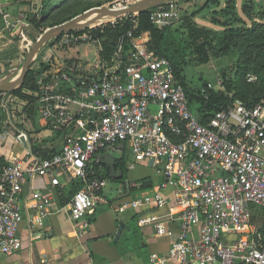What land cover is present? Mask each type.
<instances>
[{
  "label": "built area",
  "instance_id": "built-area-1",
  "mask_svg": "<svg viewBox=\"0 0 264 264\" xmlns=\"http://www.w3.org/2000/svg\"><path fill=\"white\" fill-rule=\"evenodd\" d=\"M23 1L0 0V20L7 28L28 25L24 12L9 10L10 4ZM136 1L111 0L98 7L126 8ZM181 4L170 1L149 9L150 22L159 29L172 27L183 15ZM138 14H128L131 28L106 44L92 29L62 34L58 43L64 51L78 43L98 45L92 60L76 62L62 54L53 59L61 62L56 70L34 60L38 91L29 94L41 118L48 127L76 130L55 153L44 156L35 150L22 119L16 124L17 108L26 116L31 101L24 104L1 94L8 115L3 125L11 127L4 134L14 135L16 129V140L24 138L28 146L23 155L11 151L2 171L0 254L22 248L23 206L32 229L43 227L53 213L51 195H25V184L37 177L59 187L63 179L82 180L83 187L62 209L83 233L89 225L86 216L98 205V191L105 184L89 179V165L105 153L129 152L138 163L153 161L163 178L130 206L161 209L173 202L177 208L139 218L141 225L152 224L159 236L176 232L169 249L153 252L148 264H264V99L254 107L236 101L202 123L171 61L155 54L148 38L140 40L145 31L136 34ZM247 79L256 76L248 74ZM210 89L212 83L205 91Z\"/></svg>",
  "mask_w": 264,
  "mask_h": 264
},
{
  "label": "crops",
  "instance_id": "crops-1",
  "mask_svg": "<svg viewBox=\"0 0 264 264\" xmlns=\"http://www.w3.org/2000/svg\"><path fill=\"white\" fill-rule=\"evenodd\" d=\"M26 1L12 3L9 7L17 5L18 9L15 13L24 12L28 25L25 23L19 30L10 29L0 20V79L4 77L2 75L5 72L6 65L13 68L17 66L16 64L25 60V54L29 50V46H31L29 45L27 32H29L30 28H35L37 26L36 22L40 20L39 4L37 5L35 0H28V2H31L30 4H26ZM37 14H39V17ZM48 28L50 27L43 26L39 37ZM145 33L147 32H143V34ZM143 34L140 38L141 40L145 39H143ZM58 37L50 39L58 40H55L53 46L49 47L42 56H39L40 47L34 60L39 61L46 67L50 66L51 70H56L61 62L58 60L56 62L53 59L58 58L62 54H66L67 60L70 59L76 62L79 60H92L97 56L99 47L94 43H78L72 45L69 50L64 51L59 47ZM147 38L150 40V33H148ZM12 43L16 45L11 46ZM1 45L7 46V48L2 50ZM30 72H32V77L33 74H36L32 66ZM20 75L13 78V80L11 79V81L17 80ZM32 81L34 84L33 88L23 87V83L15 90L4 93L11 95L12 99H18L25 104L27 100L31 101L34 98L29 92H34L37 89L33 78ZM20 88L21 92L15 93ZM34 104V111L37 112L35 101ZM17 109L19 112L16 118L19 121L22 116L20 115V109ZM24 124L27 131H37V135L34 133L29 134L31 144L35 150L44 156L58 151L63 145L66 136L76 132L73 129L48 127L41 115L37 120L38 128H36L35 123L32 128L31 126L28 127L26 122ZM43 129H47L48 132H44ZM47 136H49V139H45ZM2 139L3 141L7 140L6 138ZM11 142L13 145L0 144V156H3L5 161L11 151L23 155L25 147L28 146L27 140L24 138L20 142L18 140H12ZM10 147L14 149L10 150ZM114 157L117 160L116 174L119 175V169H122L120 163H123L126 172L122 170V176L119 178L112 176L109 166L106 165L107 168L104 167L105 170L103 169V172H100L105 177L92 179L103 181L105 184L98 191V205L86 216L89 225L83 233L76 230L70 213L66 209H62L70 201L66 204L64 203L71 189L72 181L65 182L63 179L64 185L59 187L53 186L47 177H37L25 184L23 188L25 195L33 191L51 195L54 201L53 213L48 216L43 227L32 229L28 220L27 210L23 206L24 222L19 230L22 248L12 255L0 254V264H148L153 252L158 254L166 252L176 232H172L171 235L159 236L152 224L141 225L139 218L150 213L163 214L171 209L177 210L174 203L171 202L170 206L161 209L154 206L144 208H133L130 206V203L141 194L154 191L163 178L155 172L152 164L144 165L138 163L132 155L128 158L127 154L119 157L114 154ZM99 162L101 163V161ZM107 169L109 172H106ZM153 178L156 180L155 183ZM166 193L170 196L172 189L167 190ZM122 207H125L123 211L120 210ZM120 226L123 229H121L120 236L116 240ZM172 264L178 263L173 262Z\"/></svg>",
  "mask_w": 264,
  "mask_h": 264
},
{
  "label": "trees",
  "instance_id": "trees-1",
  "mask_svg": "<svg viewBox=\"0 0 264 264\" xmlns=\"http://www.w3.org/2000/svg\"><path fill=\"white\" fill-rule=\"evenodd\" d=\"M57 1L58 3H55L56 0H42L43 9L40 20L36 22L37 26L52 27L62 24L92 7L101 6L111 0ZM249 11L247 4L244 3L243 12L249 14ZM219 15H222L224 20L213 21L222 25L224 27L222 30L197 28L198 33L195 29L192 32L191 26L186 27L183 32H172L169 28L159 29L150 22L149 10L137 15L139 27L136 34L141 31L150 33L148 43L150 48L155 54L171 61L177 78L186 90L190 107L204 124L208 123L218 111L236 101L247 107H254L264 99V22L242 24L243 20L237 15V9L233 3L222 9ZM114 25V29L107 28L106 32L112 36L113 41H116L131 28L130 16L123 17ZM208 48L213 49L215 55L235 57L233 77L230 79L228 77L225 81L226 92L210 89L206 95H202L200 90L194 92L187 84L186 66L192 61L188 56L193 57V54H197L198 59L202 57L199 63L207 62ZM248 74H254L256 79L248 81ZM32 78V72H29L23 87L33 88ZM16 92H21V88ZM5 165V158L0 156V179ZM120 165L123 172H126L123 163ZM104 167L107 168L100 162H92L89 165V179L104 178V174L100 173L103 169L105 170ZM107 170L106 172H109ZM82 187V180H73L69 194L65 200L62 198L64 203L66 204Z\"/></svg>",
  "mask_w": 264,
  "mask_h": 264
},
{
  "label": "rangeland",
  "instance_id": "rangeland-1",
  "mask_svg": "<svg viewBox=\"0 0 264 264\" xmlns=\"http://www.w3.org/2000/svg\"><path fill=\"white\" fill-rule=\"evenodd\" d=\"M35 2H37L36 3L37 5L39 4V10L41 13L43 9L42 0H35ZM30 3L31 2H28V0L26 1V4H30ZM55 3H58V1L56 0ZM180 3H182L181 8L183 9V15L178 22H176L172 27L169 28V30L172 32H183L186 30V27L188 26H191L193 30L192 32H194V29L197 30L196 33H198L197 28L199 29L206 28V29L220 31L224 27L219 23L214 22L213 20H224V17L222 15L220 16L219 12L222 9H224L226 6L228 7L229 5H231L232 3L235 5L237 9V15L243 20L242 24L251 25L255 21L264 22V0H214V1L197 0V1L180 2ZM244 3L247 4L250 10L249 14L243 12ZM17 9H18L17 5L9 7V10H11L13 13H15ZM126 16H130V15H126ZM105 18L107 19H103V18L97 19L94 23L75 29L71 32H77L78 34H81L82 32L92 29L94 32L98 34V38L100 39V42H102V44L108 43V41L112 39V36L106 32L107 31L106 29L107 28H110L111 30L114 29L115 28L114 24H116L120 19L117 17H105ZM42 27L43 25L35 26V28H30L29 32H27L30 43L29 45L32 46L34 44L37 37H39V33H41ZM62 34L59 35L58 38H60ZM55 40L56 39L49 40L45 44H43L40 48L39 56H42L44 52H46L49 49V47L53 46ZM184 42L186 43V41ZM15 45L16 44L13 43L11 44V46H15ZM31 46H29V50ZM1 47L2 50L7 48V46L4 45H1ZM29 50L25 54V58ZM207 52H208V60L207 62H203V63H199L202 57L198 59L197 54H193L192 55L193 57H190V55L188 56L189 58L192 59V61H190L188 66H186L187 84L193 89L194 92L200 90V93L202 95L207 94V91H205V89L208 88L209 83L213 84V90L216 91L222 90L226 92L227 90L225 87V81L226 79H228V77L229 79L233 77L235 57H231L228 55L227 56H219L218 54L215 55L216 53L214 54V50L210 48L207 49ZM23 63L24 61L16 64L17 66H14L13 68L11 66L6 65L5 72L2 75V77L3 76L4 77L0 79V83L11 81V79L13 80V78L19 76L22 71ZM35 91L38 90L36 89ZM8 95L9 94H5L4 96L7 97ZM26 108H27L26 110L27 114L26 116L22 117V120L28 124V127L31 126L32 128L33 124L35 123L36 128H38L37 120L40 118V114L38 111L37 112L34 111L35 108L34 99L31 100L30 105H28ZM7 118H8L7 110L0 103V144L2 143L4 145H13L11 141L16 140V136L19 135L20 132L14 129V135L4 134L5 132L9 133V131L11 130V127H9L10 129H7L3 125V121ZM16 124H18V121H16ZM20 127L22 128V126ZM43 130L44 132H48L47 129H43ZM26 133L28 135L30 133H34L36 135L38 134L36 130L34 131L26 130ZM2 138H6L7 140L3 141ZM45 139H49V136H47ZM9 149L11 150L14 148L10 147ZM115 156L119 157L120 155L118 153H115ZM127 157L128 158L131 157L129 152H127ZM153 179L155 183L156 180L155 178ZM258 212L261 213L260 210H258Z\"/></svg>",
  "mask_w": 264,
  "mask_h": 264
},
{
  "label": "water",
  "instance_id": "water-1",
  "mask_svg": "<svg viewBox=\"0 0 264 264\" xmlns=\"http://www.w3.org/2000/svg\"><path fill=\"white\" fill-rule=\"evenodd\" d=\"M170 1H178V2H190L197 0H137L130 6L126 8H111V7H95L90 10L85 11L82 14L77 15L69 21H66L62 24L52 26L48 28L31 46L22 67V72L20 77L15 81H9L0 83V93L11 92L21 86L26 79L27 74L30 72L34 57L39 50V48L49 41L52 38H55L61 35L64 32L72 31L84 26H87L91 23H94L97 19H102L105 17H121L128 14H137L140 12H145L151 8H154L159 5H163ZM101 163L109 166L111 175L115 177L122 176V169H119L120 174H116V164L117 160L111 153H105L101 156ZM153 161L151 162V164ZM122 226H120L118 231V236L116 240H118L121 233Z\"/></svg>",
  "mask_w": 264,
  "mask_h": 264
},
{
  "label": "bare ground",
  "instance_id": "bare-ground-1",
  "mask_svg": "<svg viewBox=\"0 0 264 264\" xmlns=\"http://www.w3.org/2000/svg\"><path fill=\"white\" fill-rule=\"evenodd\" d=\"M143 36H144L143 39H144V38L146 39L147 36H148V33L143 34Z\"/></svg>",
  "mask_w": 264,
  "mask_h": 264
}]
</instances>
